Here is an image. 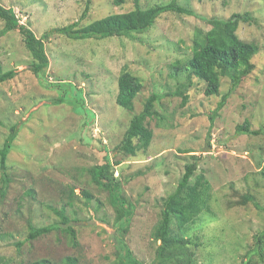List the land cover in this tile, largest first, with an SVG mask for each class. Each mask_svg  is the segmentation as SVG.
I'll return each mask as SVG.
<instances>
[{
    "label": "rangeland",
    "instance_id": "obj_1",
    "mask_svg": "<svg viewBox=\"0 0 264 264\" xmlns=\"http://www.w3.org/2000/svg\"><path fill=\"white\" fill-rule=\"evenodd\" d=\"M168 1L137 0L143 8ZM134 2L0 0V5L12 8L19 23L41 37L77 19L83 25L129 11ZM176 2L195 15L165 12L146 32L132 37L74 40L51 33L44 39L48 65L37 75L30 70L34 58L19 30L0 36V73L14 72L0 82V146L15 130L6 161L9 182L0 193V264H35L39 259L45 260L39 264H65L68 255L77 264H115V212L108 193L91 182L87 171L106 156L114 177L122 181L123 195L134 205L124 240L142 264H152L156 244L150 232L161 199L175 189L190 155L199 157L194 175L201 170L210 183L209 206L186 232L172 227L190 240L196 264H264V236L258 237L264 229V0ZM232 12H247L251 18L239 22L236 33L258 46L251 58L254 68L235 87L221 77L218 95L206 96L204 82L185 69L192 40L209 28L204 17L227 18ZM3 25L0 19V30ZM124 69L142 83L133 111L115 104L117 77ZM178 87L184 88L187 101L181 105L178 95L156 101L157 115L147 119L153 132L148 147L134 155L116 151L145 98ZM226 93L211 123L209 116ZM244 121L259 133H236ZM2 184L0 180V189ZM67 185L77 194L65 214L80 248L71 249L59 229L26 242L29 224L58 220L52 207H59L60 191ZM81 189L92 195L88 204ZM245 195L261 209L244 201Z\"/></svg>",
    "mask_w": 264,
    "mask_h": 264
},
{
    "label": "trees",
    "instance_id": "obj_2",
    "mask_svg": "<svg viewBox=\"0 0 264 264\" xmlns=\"http://www.w3.org/2000/svg\"><path fill=\"white\" fill-rule=\"evenodd\" d=\"M123 2L124 0H113L115 5H120ZM165 12L195 15L192 9L179 5L176 0L157 3L144 8L140 7L137 0H135L134 8L129 11L109 13L83 25H79L80 22L77 19L66 25L51 28L45 31L41 37H36L27 25L19 23L12 8L0 5V19L4 23L0 30V36L15 29L19 30L25 47L34 58L30 70L37 75L48 65V58L44 53V39L48 38L51 33L62 34L74 40L101 39L110 36L132 37V34L146 32L155 20ZM84 16L85 11L80 18H84ZM203 19L207 22L209 28L204 32L195 33L191 45L192 53L186 60L185 69L204 82V95H218L221 77L227 76L231 81V87H235L252 71L254 64L251 58L257 53L258 46L253 42L240 39L236 33L239 22L251 20L247 12H232L227 18L213 16L204 17ZM178 70L179 68L176 69L175 75ZM13 75L12 70L0 73V82L11 78ZM141 88L142 83L138 77L126 69L122 70L117 77L115 104L128 111H133V99ZM74 92L75 89L71 90L72 95ZM78 92H76V95ZM183 92L184 88L178 87L174 92L163 94L152 92L149 94L143 101L141 110L134 113L129 119L128 126L121 141L115 146V150L126 155H134L138 150L147 148L153 136V132L147 124V119L157 115L154 108L156 101H159L162 96L178 95L181 97L180 104L184 105L187 101V95ZM227 97L228 93L220 97V101L217 102L216 107L209 116L211 123L213 117L225 104ZM61 101L63 99L54 100V102ZM235 130L239 134L256 135L259 133L257 130H251L247 121L237 125ZM14 138L15 130L12 128L0 146V168L2 170L0 180L3 183L0 189L1 195H4L6 184L9 182L6 161ZM190 156L192 159L184 164L183 172L175 189L161 199L159 216L150 232V237L156 244L152 264H196L194 251L189 248L190 240L185 238L184 235L175 233L172 227L174 226L179 233L186 232L190 224L195 222L198 215L209 206L210 183L201 170L194 175L199 157ZM87 171L91 182L108 193L109 202L115 212L114 224L118 225L119 236L116 238L117 251L115 252L116 262L114 263L142 264L124 240V234L127 232L134 205L123 195L122 181L114 177L110 160L106 156L102 163L92 165ZM193 176L194 178L191 180ZM64 187L60 191L63 197L59 207H52L58 220L51 225L33 226L29 224L25 237L26 242L52 230L59 229L66 234L68 246L71 249L77 250V248H80L77 233L65 214L66 208L73 206V199L75 196L77 197V194L74 191L75 187L72 185ZM27 192L31 193L32 190L29 189ZM80 194L83 196L85 204H88L87 201L92 198L91 193L86 189H81ZM244 201H252L254 206L261 209L253 201L252 196L245 195ZM259 236H264V229L259 233ZM44 262L45 260L39 259L35 264ZM64 263L77 264V259L68 255L64 258Z\"/></svg>",
    "mask_w": 264,
    "mask_h": 264
}]
</instances>
